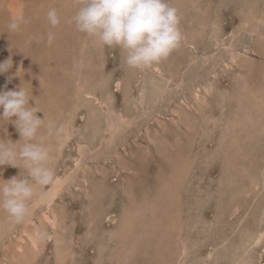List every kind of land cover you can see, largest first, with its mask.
<instances>
[{
    "label": "rangeland",
    "instance_id": "obj_1",
    "mask_svg": "<svg viewBox=\"0 0 264 264\" xmlns=\"http://www.w3.org/2000/svg\"><path fill=\"white\" fill-rule=\"evenodd\" d=\"M170 2L179 45L136 69L76 29L75 0H0V91L32 93L53 170L29 223L0 210V264H264V0ZM21 171L0 166V184Z\"/></svg>",
    "mask_w": 264,
    "mask_h": 264
},
{
    "label": "clouds",
    "instance_id": "obj_2",
    "mask_svg": "<svg viewBox=\"0 0 264 264\" xmlns=\"http://www.w3.org/2000/svg\"><path fill=\"white\" fill-rule=\"evenodd\" d=\"M75 2L77 10L71 22L76 29L105 47L120 48L124 63L130 68H147L167 58L181 41L178 10L170 0ZM47 20L52 27L60 24L55 8L48 10ZM22 22V18L17 17L7 27L15 32ZM54 39V33L49 32L48 43L51 44ZM12 63L11 57L0 63V74L7 72ZM32 97L22 84L18 90L0 91L3 129L6 122H12L20 135L16 142L0 138V166L11 165L22 170L20 176L2 179L4 183L0 184V210L14 224L23 223L30 215L29 201L36 187L48 185L53 180L49 149L38 137L45 117L41 119L37 116L42 111L36 101L35 105L30 104ZM25 170L30 179L21 178Z\"/></svg>",
    "mask_w": 264,
    "mask_h": 264
},
{
    "label": "bare ground",
    "instance_id": "obj_3",
    "mask_svg": "<svg viewBox=\"0 0 264 264\" xmlns=\"http://www.w3.org/2000/svg\"><path fill=\"white\" fill-rule=\"evenodd\" d=\"M171 1V0H170ZM215 5V4H214ZM13 7V6H12ZM214 7V6H213ZM10 8V7H9ZM215 8V7H214ZM15 10V9H14ZM11 11V10H10ZM13 16H15V17H19V16H21V12L20 11H16L15 12V15H13ZM258 19V18H257ZM258 34V33H257ZM219 35V34H218ZM263 38V37H262ZM48 41V40H47ZM85 46V45H84ZM94 46V45H93ZM101 50V49H100ZM235 52V51H234ZM234 52H232V55H233V53ZM107 55V54H106ZM236 55V54H235ZM1 56H3V52H2V55ZM233 57V56H232ZM258 57V56H257ZM21 58V57H20ZM234 58V57H233ZM237 58H238V56H237ZM20 61H21V59H20ZM22 62H24V59L22 60ZM235 63V62H234ZM34 64V63H33ZM237 64V63H236ZM260 64V63H259ZM17 65H19V64H17ZM16 65V66H17ZM70 65V64H69ZM68 65V66H69ZM230 65V64H229ZM23 66H24V64H23ZM15 67V66H14ZM13 67V68H14ZM18 67V66H17ZM155 67V69H159V66H154ZM19 68V67H18ZM17 69V68H16ZM24 69V68H23ZM40 71H41V69H40ZM41 73V72H40ZM234 74H235V72H234ZM41 75V74H40ZM237 79V78H236ZM83 81V80H82ZM238 81H239V79H238ZM247 81V80H246ZM237 85V84H236ZM235 85V86H236ZM85 86V85H84ZM36 87V86H35ZM87 88V87H86ZM199 89V88H198ZM211 89V88H210ZM196 93V92H195ZM92 95H93V93H91ZM94 103V102H93ZM176 114V113H175ZM262 115V114H261ZM231 122V121H230ZM239 123V122H238ZM244 123H246V122H244ZM101 124V123H100ZM247 124V123H246ZM254 124V123H253ZM243 127V126H242ZM246 127V126H245ZM256 129V128H255ZM258 130V129H257ZM257 130H256V132H257ZM5 132V131H4ZM259 133V132H258ZM239 134H241V133H239ZM260 134V133H259ZM252 135V134H251ZM257 135V134H256ZM240 136H242V135H240ZM44 137V136H43ZM254 138V137H253ZM236 140H238V139H236ZM235 140V141H236ZM248 141V140H247ZM237 142V141H236ZM247 143V142H246ZM236 145V144H235ZM257 148V147H256ZM242 151V150H241ZM238 152V151H237ZM255 153V152H254ZM259 153V152H258ZM261 153V152H260ZM259 153V154H260ZM238 154V153H237ZM239 156H241L240 154H239ZM252 156V155H251ZM261 156V155H260ZM193 157V156H192ZM234 157H235V155H234ZM242 157V156H241ZM255 158V157H254ZM233 159V158H232ZM242 159V158H241ZM252 159V158H251ZM244 160V159H243ZM76 163V162H75ZM231 164V163H230ZM238 164H239V162H238ZM237 164V165H238ZM240 165V164H239ZM234 166V165H233ZM242 166V165H241ZM246 166V165H245ZM251 166V165H250ZM237 167V166H236ZM247 167V166H246ZM246 167H244V168H246ZM254 167V166H253ZM234 168V167H233ZM234 170V169H233ZM247 170H249L248 169V167H247ZM251 170V169H250ZM252 171V170H251ZM263 171H264V169H263ZM247 172V171H246ZM249 173V172H248ZM62 177V176H61ZM259 177V176H258ZM59 178V177H58ZM247 178V177H246ZM260 179V178H259ZM61 180V179H60ZM60 180H54L55 182H53L54 183V185L52 186V188H51V190L50 189H48V190H50L49 192H47V193H45L44 194V197H42V200H44L46 203H47V205H48V208L49 207H51L50 206V204L54 201V199H55V197L58 195V193H59V190L61 189V187H62V182L60 181ZM64 180V179H63ZM66 180V179H65ZM52 183V184H53ZM236 183V182H235ZM259 183V182H258ZM234 184V183H233ZM236 184H238V183H236ZM236 186V185H235ZM253 186H255V185H253ZM256 187V186H255ZM261 188V187H260ZM264 189V188H263ZM47 190V191H48ZM246 191V190H245ZM258 192V191H257ZM245 193V192H244ZM251 193H253V192H251ZM243 194V193H242ZM246 194V193H245ZM250 197V196H249ZM39 199V198H38ZM43 201V202H44ZM234 201V200H233ZM35 202V201H34ZM246 202V201H245ZM31 203V202H30ZM37 203L39 204V202L37 201ZM37 203H36V205H37ZM35 204V203H34ZM54 204V203H53ZM30 206V205H29ZM46 214V213H45ZM184 217V216H183ZM246 217V216H245ZM4 218V217H3ZM28 218V217H27ZM29 218H31V216L29 217ZM46 218V217H45ZM232 218V217H231ZM1 220V219H0ZM3 220V219H2ZM1 220V221H2ZM32 220V219H31ZM30 220V221H31ZM46 220H48V222H53V219H51L50 217H47V219ZM26 221H28V220H25V222ZM28 223H29V221H28ZM33 224V223H32ZM176 224V223H175ZM185 224V223H184ZM27 225V224H26ZM53 225H54V223H53ZM24 226V225H23ZM31 227H33V226H31ZM173 227V226H172ZM175 227V226H174ZM23 228V227H22ZM24 229V228H23ZM13 231V230H12ZM24 231V233H26L29 237L28 238H30V241H31V243H32V245L34 246V247H36V246H38V241H37V239H35L34 237H33V235L31 234V233H29V232H27L26 230H23ZM10 232V231H9ZM22 232V231H21ZM12 233V232H11ZM38 235V234H37ZM226 235H227V233H226ZM254 235V234H253ZM92 236V235H91ZM229 235H227V237H228ZM231 239V238H230ZM248 239V238H247ZM249 242V241H248ZM252 242V241H251ZM28 244V243H27ZM248 245V244H247ZM155 246V245H154ZM187 246V245H186ZM6 247V246H5ZM8 249H9V247H7ZM243 248V247H242ZM247 249V248H246ZM11 250V249H10ZM30 249H28V251H29ZM172 250V249H171ZM31 251V250H30ZM234 251V250H233ZM232 251V252H233ZM27 253V252H26ZM245 253V252H244ZM243 255V254H242ZM241 255V256H242ZM29 258V257H28ZM34 258H35V256H34ZM58 258V257H57ZM17 259H20V258H17ZM243 261V260H242ZM110 264V263H109ZM238 264V263H237Z\"/></svg>",
    "mask_w": 264,
    "mask_h": 264
}]
</instances>
